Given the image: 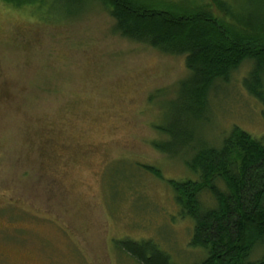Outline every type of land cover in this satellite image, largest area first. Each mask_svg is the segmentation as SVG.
I'll use <instances>...</instances> for the list:
<instances>
[{
	"label": "rangeland",
	"instance_id": "1",
	"mask_svg": "<svg viewBox=\"0 0 264 264\" xmlns=\"http://www.w3.org/2000/svg\"><path fill=\"white\" fill-rule=\"evenodd\" d=\"M16 2L0 0V264H141L125 239L199 264L170 183L198 178L192 152L155 144L170 142L185 56L121 36L100 0ZM252 65L211 90L196 144L235 126L264 141V106L244 85Z\"/></svg>",
	"mask_w": 264,
	"mask_h": 264
},
{
	"label": "trees",
	"instance_id": "2",
	"mask_svg": "<svg viewBox=\"0 0 264 264\" xmlns=\"http://www.w3.org/2000/svg\"><path fill=\"white\" fill-rule=\"evenodd\" d=\"M100 2L121 36L185 56L188 76L170 103V142L155 144L170 154L176 147L192 152L186 165L198 178L170 183L183 214L194 221L190 245L205 251L199 264H264V141L235 126L219 145L196 144L192 128L207 120L216 83L227 81L246 61L253 65L244 85L264 106V0ZM144 168L162 177L158 168ZM204 195L215 205L204 208ZM121 243L141 264H186L174 262L153 240Z\"/></svg>",
	"mask_w": 264,
	"mask_h": 264
}]
</instances>
